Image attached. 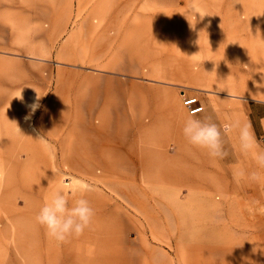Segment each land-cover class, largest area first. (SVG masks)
I'll list each match as a JSON object with an SVG mask.
<instances>
[{
	"label": "rangeland",
	"instance_id": "rangeland-1",
	"mask_svg": "<svg viewBox=\"0 0 264 264\" xmlns=\"http://www.w3.org/2000/svg\"><path fill=\"white\" fill-rule=\"evenodd\" d=\"M41 42L50 57L37 65L28 52ZM5 62L0 264H264V170L235 131L223 136L222 159L182 132L183 99L196 96L197 118L250 123L264 150V0H0ZM33 84L41 98L31 122L53 113L63 147L79 163L90 155L88 170L60 163L51 140L19 137ZM231 90L238 96L213 92ZM118 130L111 150L102 136ZM37 140L39 182L27 147ZM238 166L261 179L237 180ZM74 179L92 186L83 198L94 219L79 238L55 242L35 217L52 188Z\"/></svg>",
	"mask_w": 264,
	"mask_h": 264
},
{
	"label": "clouds",
	"instance_id": "clouds-1",
	"mask_svg": "<svg viewBox=\"0 0 264 264\" xmlns=\"http://www.w3.org/2000/svg\"><path fill=\"white\" fill-rule=\"evenodd\" d=\"M190 8L192 13L196 14V5H190ZM190 26L195 28V26ZM28 57L35 64L43 65L48 61L50 53L47 46L41 42L29 50ZM20 98L22 99L21 96ZM40 98L41 96L37 95L36 101L28 106L30 112L25 119H30L40 107ZM233 131L237 133L240 152L245 156L250 155L257 168L264 170V150L260 148V142L256 139L250 123L235 120L221 128L209 119H200L190 113L184 120L182 128L183 136L188 143L205 150L212 159H222L226 155L223 148V136ZM234 176L237 180L250 178L259 181L261 179L259 171L249 174L246 169L239 166ZM91 190L92 186L88 183L74 179L67 185V190L61 185L52 188L46 194L35 221L45 228L50 240L65 242L71 238H79L86 229L91 227L94 209L90 202L83 198L84 194ZM77 193L81 198L76 199L72 206H69V195L75 196Z\"/></svg>",
	"mask_w": 264,
	"mask_h": 264
},
{
	"label": "crops",
	"instance_id": "crops-1",
	"mask_svg": "<svg viewBox=\"0 0 264 264\" xmlns=\"http://www.w3.org/2000/svg\"><path fill=\"white\" fill-rule=\"evenodd\" d=\"M10 66H12V65H10L9 62H5V63H3L0 66V69L3 68L5 70L4 73H6V76L8 75L7 74V71L9 69H11V70L13 69V67H10ZM32 83L33 82L31 81V79L30 78H27V79L23 80V82H22L21 85L26 84L28 86V85H31ZM32 86H33V88H31L32 91H29L28 93H33L34 92L35 97H36V93L39 92L38 91V86L37 85H34V84ZM213 92L214 93H217V94H223V95H226V93H227L228 96H233V97L238 96L237 91H235V90H231V91H213ZM28 93L26 95H28ZM180 94L183 95L184 93H180ZM232 94H235V95H232ZM26 99H28V96L26 97ZM36 116H37V119L35 120V128H36V130L38 132V133H36V138H37V136H42V137H44L47 140H51L54 143V147H57L58 149H60L59 157L60 158H66L65 161H61L60 163H66V164L73 165V166H76V165H78V166H85L83 169H81L82 171H80V173L81 172L83 173V171L88 170V167H89L88 164L90 162V161L88 162V160H90V158H89L90 155H88L87 159L84 160V163H79V160H77L79 158H77L76 156H74L73 152H71L69 150L70 149V144L69 145L66 144L63 147V144L62 143H64V140H60V138H58V135L56 134L57 133V129L55 128V125L56 124H55L54 114L47 112V113H45L43 115H40V116H38V114H37ZM102 122H103V119L98 117V123H97V125H101ZM119 137H120V132L118 130L117 133L110 132L108 134H103L102 139H104V141H114L115 142V145L113 146V148H111V150H113V149L116 150V149H118V145L117 144L120 143L118 141L119 140L118 139ZM38 139H39V137H38ZM108 155L110 157L115 156L117 159H119L118 158L119 157L118 154L115 155V153L114 154L109 153ZM107 162H108V166L110 168L111 167L113 168V166H114L113 161L111 163L109 161H107ZM18 218H22V221L21 222L17 221ZM15 221H16V223L22 224V223L25 222V217L24 216L17 217L15 219Z\"/></svg>",
	"mask_w": 264,
	"mask_h": 264
},
{
	"label": "bare ground",
	"instance_id": "bare-ground-1",
	"mask_svg": "<svg viewBox=\"0 0 264 264\" xmlns=\"http://www.w3.org/2000/svg\"><path fill=\"white\" fill-rule=\"evenodd\" d=\"M226 95H228V94L226 93ZM29 99H30V101H28V104L29 105L33 104L36 101V97L34 96V93H30L29 94ZM26 116H28V115H26ZM26 116H24L23 119H22L23 123L21 125H19L20 131H19V134L18 135H19L20 138H23V139H25L27 141L33 142V140L35 138L34 137V134H36L38 132H37V130L35 128V125L31 122L32 116H31L30 119H25ZM30 144H32V143H30ZM30 144L27 147H28V149L33 150L34 157H35L34 158L35 161L33 162L35 164L34 172H33V177L35 179V182L36 181L39 182V181H42V179H43L42 175L45 172V169L42 167V161L40 159L41 158L40 153H41V149H42V144H40V142H38V141H36V143H35L34 146H33V144H32V146H30ZM22 148H25L24 143L22 144ZM49 163L52 164L51 160H49ZM49 163H47V164H49ZM46 169H47V166H46ZM16 183H18V182H16ZM31 185H32V183H31Z\"/></svg>",
	"mask_w": 264,
	"mask_h": 264
},
{
	"label": "built area",
	"instance_id": "built-area-1",
	"mask_svg": "<svg viewBox=\"0 0 264 264\" xmlns=\"http://www.w3.org/2000/svg\"><path fill=\"white\" fill-rule=\"evenodd\" d=\"M183 105L189 114L191 113L196 115L203 110V105L200 103L196 96L185 97L183 99Z\"/></svg>",
	"mask_w": 264,
	"mask_h": 264
}]
</instances>
